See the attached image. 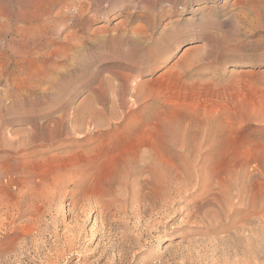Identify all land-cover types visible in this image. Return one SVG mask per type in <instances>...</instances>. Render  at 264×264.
I'll return each instance as SVG.
<instances>
[{
	"label": "rangeland",
	"instance_id": "374dc122",
	"mask_svg": "<svg viewBox=\"0 0 264 264\" xmlns=\"http://www.w3.org/2000/svg\"><path fill=\"white\" fill-rule=\"evenodd\" d=\"M0 20V136L38 138L1 163L20 177L0 189L11 213L28 190L25 219L0 224V264H264V176L249 175L255 155L264 173V0H0ZM77 112L87 129L99 116L151 132L174 121L184 155L187 132L219 137L189 162L167 156V176L140 172L147 143L112 163L104 149L138 142L96 132L85 197L55 185L77 161L59 135Z\"/></svg>",
	"mask_w": 264,
	"mask_h": 264
},
{
	"label": "bare ground",
	"instance_id": "6f19581e",
	"mask_svg": "<svg viewBox=\"0 0 264 264\" xmlns=\"http://www.w3.org/2000/svg\"><path fill=\"white\" fill-rule=\"evenodd\" d=\"M58 2V1H57ZM64 2V1H63ZM26 13V12H25ZM84 15V14H83ZM53 20V19H52ZM1 21V20H0ZM42 25V24H41ZM32 26V25H31ZM177 36V35H176ZM9 49V48H8ZM8 52V51H7ZM188 52V51H187ZM213 52V51H211ZM215 54V53H214ZM213 55V54H212ZM211 55V57H213ZM216 55V54H215ZM25 56V55H24ZM209 57V56H208ZM202 61V60H201ZM205 61V60H204ZM16 65V64H15ZM3 75V74H2ZM140 96V95H139ZM124 98V97H123ZM138 98V97H137ZM73 113V111H72ZM70 114V113H69ZM89 115H93V112H90ZM113 116H116V112H113ZM87 115H83L82 112H77V116L75 118L74 124L69 126V127H64L62 126L60 128V132L59 135L62 136L64 142L63 144H67L66 146H70L68 150H65L64 152L67 153V155L65 156H71L72 155H76L77 156V161L75 164L72 165V174L69 175V173H63L59 176V178H57V181L55 182V185L60 186V185H66L69 182L75 184V188L74 190L77 191L78 195H83V196H88L89 195V190H88V184L91 182L92 178V168L97 160V154L95 152V148L92 145L93 143V137L96 134V132H99L100 134H108L109 132L112 133V131L114 132V138L118 141H122V140H129V143H132L134 141H136V143L138 142L136 149L132 148L130 149L131 151H127L125 153H121L118 152L117 149L115 148H111V149H104L103 150V154H108L110 155L113 160L112 163L115 161L116 163H119V160H122L124 164L126 163H132L133 161L136 160V158L140 155L139 154V147L144 143V144H149V149L145 150V155L148 156L146 158L147 161L146 164L143 166V169H140V172H152L154 173L155 169L159 171V168H164L165 173L167 176H169V171H171L170 166H169V160L168 158H166L167 156H171L174 157L175 155H180L182 157H185L184 160L185 162H189V158H191L192 156H197L200 157L202 154V144L205 143V141L214 144L216 142H218V137L219 135L213 132H209L207 131V129L209 128L210 130H213L210 128V126L206 125L207 127H205L206 132L202 133L203 135L201 136V134L199 135L197 132H187V137L184 136V138L187 140V142H190L188 149L186 150L185 155L189 158H187L184 153H180L178 151L175 150L174 146V141L178 138V130L173 127L172 123H175L174 121H169V122H160L158 125L160 126V129L156 132H151L148 130H136L135 128L132 127H122V128H117V127H107V123L103 120L102 116H99L101 121H98L94 124L93 129L92 128H88L86 127V123L89 122V120L86 119ZM190 118H194V117H190ZM210 118V117H209ZM70 120V119H69ZM180 121V120H178ZM65 122V121H64ZM231 122V121H230ZM180 123V122H178ZM235 125V124H234ZM237 125H241V121H238ZM201 127V126H200ZM188 128V127H187ZM34 129H38V127L34 128ZM49 129V128H48ZM56 129V128H55ZM185 129V128H184ZM21 130V128H20ZM24 130V129H22ZM58 130V128H57ZM56 130V131H57ZM17 131V130H16ZM34 131V130H32ZM31 130L26 133L25 131L23 133L20 132V134H22V136L16 137V138H10L7 137L6 133H2L1 134V138H0V152L4 151L5 157L4 155L0 156V164L7 162V160L9 159V157H17L18 154L20 153L21 150L23 149H28L29 146L31 144L34 143V141L38 138L37 136H35L33 134ZM50 131V130H49ZM48 131V133H49ZM54 131V129H53ZM154 131V130H153ZM37 132V131H35ZM47 133V132H46ZM50 133H53L50 131ZM55 133V131H54ZM51 134L49 135V140L52 142H55L56 139L59 137L56 134ZM83 134L82 136H80L79 134ZM36 134V133H35ZM80 136V137H79ZM61 138V139H62ZM72 138V140H71ZM74 138V139H73ZM35 139V140H34ZM203 139V140H202ZM236 139V138H235ZM68 141V143H67ZM176 142V141H175ZM180 142V141H179ZM182 142H184V139L182 140ZM135 144V143H134ZM183 144V143H182ZM196 145V149H192L191 145ZM131 145V144H130ZM178 145V144H177ZM180 145V143H179ZM38 146H43V144L38 145ZM133 146V145H131ZM145 147H147L146 145H144ZM142 146V147H144ZM176 146V145H175ZM182 146V145H181ZM134 147V146H133ZM256 148V147H254ZM178 149V148H177ZM117 150V151H115ZM214 149L212 148L210 152L208 153H213ZM3 152V153H4ZM39 153L43 154L45 153V151H40ZM64 157V156H63ZM108 158V157H107ZM110 158V157H109ZM119 159V160H118ZM198 159V158H197ZM55 160V159H54ZM255 161H257V155H255L253 157V160H250V164L251 165V170H250V177L253 180V182L256 184L260 183V178L262 176H264V173L260 170V166L258 163H256ZM46 162V161H45ZM239 162V161H238ZM247 163V161H246ZM61 164V163H60ZM138 164V163H137ZM118 165V164H117ZM185 168L188 167V165H183ZM4 168V165L1 164V168L0 170ZM244 166H242L240 168L239 171H243L244 170ZM116 170L112 169L111 173H114ZM106 173V172H105ZM116 173V172H115ZM110 175V174H109ZM127 176V174L122 173L120 175H113L108 179V182L106 183L107 186L109 187H113V186H120L122 184V180L125 179V177ZM25 177V176H24ZM61 177V178H60ZM103 177V176H102ZM19 176L17 171H15V168H12L10 170H7L5 172L0 171V189H10V187L16 186L18 185L19 180ZM173 179V178H172ZM106 180V179H105ZM140 180V179H139ZM166 180V179H165ZM24 181V180H23ZM21 181V183L23 182ZM96 182V181H95ZM187 182V181H186ZM26 183V182H25ZM94 183V182H93ZM171 183V182H170ZM182 183V182H181ZM184 184H186L185 182H183ZM137 184V183H135ZM27 183L26 185L22 186V187H17L18 192L21 196L20 199L21 202L18 206L13 207V212L11 213V208L9 207V205H5L3 203V201L0 199V224L4 223L5 221H8L9 218H11V222L13 223L15 220L21 218V216H23V219H25L24 217L25 214L27 213V206H26V201H25V197H23L25 194L27 187ZM181 185V184H180ZM93 186V185H92ZM132 186V185H131ZM141 186V185H140ZM176 186V184L174 185ZM117 187V186H116ZM138 187V186H137ZM17 188L14 187V190H17ZM92 188V187H91ZM143 188V187H142ZM178 188V187H177ZM189 188V187H188ZM106 189H108L106 187ZM124 189V188H123ZM122 189V191H123ZM155 189V188H154ZM185 189V186H184ZM28 190V189H27ZM64 190V189H63ZM93 190V189H92ZM121 190V189H120ZM127 190V189H126ZM175 190V189H174ZM183 190V187H182ZM188 190V189H187ZM249 190V189H248ZM96 191V190H95ZM114 191V189H113ZM116 191V189H115ZM121 191V193H122ZM27 192V191H26ZM142 192V191H141ZM176 192V191H175ZM183 192V191H182ZM96 193V192H95ZM28 194V193H27ZM94 193H92L93 195ZM185 194V193H184ZM118 195V194H117ZM250 195V194H249ZM39 196V195H38ZM30 197V196H29ZM1 198V196H0ZM91 197H88L85 200H90ZM43 199V198H42ZM38 200V197H37ZM40 200V199H39ZM35 201V198H34ZM42 201V200H41ZM167 201V200H166ZM25 202V203H24ZM259 202V201H258ZM24 203V204H23ZM139 203V202H138ZM248 203V202H247ZM16 204V203H15ZM163 205V204H162ZM256 205V204H255ZM258 205V204H257ZM76 206V205H74ZM141 206V205H140ZM76 208V207H75ZM228 208V207H227ZM145 209V208H144ZM65 210V209H64ZM56 212V211H55ZM29 213V212H28ZM153 214V213H152ZM28 216V215H27ZM30 216V214H29ZM169 216V215H168ZM32 220L33 217L31 218ZM40 219V217H39ZM37 219V221H32V224L39 226V224H41L42 222ZM107 219V218H106ZM144 219V218H143ZM42 220V219H41ZM58 220V219H57ZM56 220V221H57ZM60 220V219H59ZM25 223H30V222H26V220H23ZM29 221V220H28ZM58 222V221H57ZM77 222V220H76ZM14 224V223H13ZM78 225V224H77ZM75 226V225H73ZM72 226V227H73ZM244 226V225H243ZM261 226V225H260ZM31 227V226H30ZM98 227V226H97ZM33 228V227H32ZM36 228V227H35ZM69 228V227H68ZM255 228V227H254ZM238 229V228H237ZM241 230V229H240ZM243 230V229H242ZM241 230V231H242ZM66 231V229H65ZM240 231V232H241ZM29 233V232H28ZM66 233V232H65ZM68 233V232H67ZM70 233V232H69ZM73 233V232H72ZM71 233V234H72ZM237 233V232H236ZM75 233H73L74 235ZM34 235V234H33ZM69 235V234H68ZM70 238V237H69ZM68 239V238H67ZM73 239V238H72ZM76 239V238H74ZM69 240V239H68ZM71 241V240H70ZM69 241V242H70ZM72 242V241H71ZM75 242V241H74ZM30 246V245H29ZM31 248V247H30ZM41 261V260H40Z\"/></svg>",
	"mask_w": 264,
	"mask_h": 264
}]
</instances>
